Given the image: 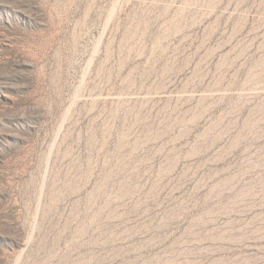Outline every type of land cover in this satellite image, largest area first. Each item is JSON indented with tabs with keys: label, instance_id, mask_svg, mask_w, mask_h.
Returning a JSON list of instances; mask_svg holds the SVG:
<instances>
[{
	"label": "rangeland",
	"instance_id": "obj_1",
	"mask_svg": "<svg viewBox=\"0 0 264 264\" xmlns=\"http://www.w3.org/2000/svg\"><path fill=\"white\" fill-rule=\"evenodd\" d=\"M0 264H264V0H0Z\"/></svg>",
	"mask_w": 264,
	"mask_h": 264
}]
</instances>
